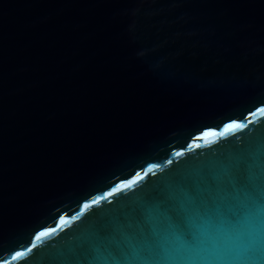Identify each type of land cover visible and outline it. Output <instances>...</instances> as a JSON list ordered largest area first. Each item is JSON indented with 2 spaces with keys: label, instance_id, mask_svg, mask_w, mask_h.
Listing matches in <instances>:
<instances>
[{
  "label": "water",
  "instance_id": "1",
  "mask_svg": "<svg viewBox=\"0 0 264 264\" xmlns=\"http://www.w3.org/2000/svg\"><path fill=\"white\" fill-rule=\"evenodd\" d=\"M0 264H264V0H0Z\"/></svg>",
  "mask_w": 264,
  "mask_h": 264
},
{
  "label": "snow or ice",
  "instance_id": "2",
  "mask_svg": "<svg viewBox=\"0 0 264 264\" xmlns=\"http://www.w3.org/2000/svg\"><path fill=\"white\" fill-rule=\"evenodd\" d=\"M235 127H241V125H230L229 128H235ZM41 236L47 235V233H41ZM40 237H37V239H39Z\"/></svg>",
  "mask_w": 264,
  "mask_h": 264
}]
</instances>
